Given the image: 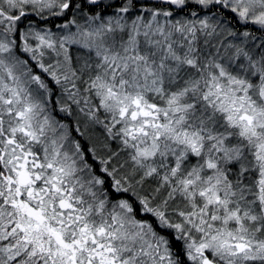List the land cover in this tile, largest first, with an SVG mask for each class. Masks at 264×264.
Instances as JSON below:
<instances>
[{"label":"snow or ice","instance_id":"snow-or-ice-1","mask_svg":"<svg viewBox=\"0 0 264 264\" xmlns=\"http://www.w3.org/2000/svg\"><path fill=\"white\" fill-rule=\"evenodd\" d=\"M0 264H264V0H0Z\"/></svg>","mask_w":264,"mask_h":264}]
</instances>
